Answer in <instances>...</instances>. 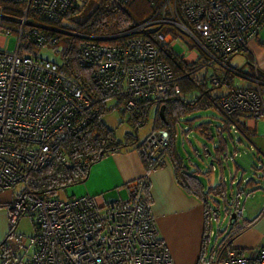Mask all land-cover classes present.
Returning a JSON list of instances; mask_svg holds the SVG:
<instances>
[{"label": "built area", "instance_id": "1", "mask_svg": "<svg viewBox=\"0 0 264 264\" xmlns=\"http://www.w3.org/2000/svg\"><path fill=\"white\" fill-rule=\"evenodd\" d=\"M75 3L0 0V192L22 185L7 207L9 225H17L23 216L35 220L36 250L24 264H172L165 244L155 234L144 194L146 178L129 183L127 197L99 205L89 193L41 197L31 189L29 174L52 159L65 137L80 132L97 117L101 99L119 97L124 109L138 118L144 110L138 106L139 99L154 102L171 93L181 95L175 72L164 57L172 53L176 37L159 33L153 41L148 36L128 35L148 33L152 24L156 29L170 24L202 51L194 63L212 67L218 62L232 73L237 69L227 66L229 57L248 53L264 25V0H163L148 19L124 32L101 36L73 32L83 39L78 45L79 63L92 69L95 84L89 94L56 62L32 51L35 46L54 45V34L69 32L46 22H62ZM8 22L16 26L10 28ZM13 31L16 47L9 51L3 40ZM101 39L118 40L97 42ZM260 72L258 62L253 61L251 78L257 86H232L218 100L222 113L237 112L254 120L264 117ZM208 79L214 86L224 82L215 74ZM168 143L167 130L153 129L145 148L155 161ZM234 216L239 221L236 228L247 225L242 222L241 206ZM3 244L8 246L6 240ZM228 245L225 241L218 247L223 264H264V246L244 256ZM20 263L6 260L2 264Z\"/></svg>", "mask_w": 264, "mask_h": 264}, {"label": "trees", "instance_id": "2", "mask_svg": "<svg viewBox=\"0 0 264 264\" xmlns=\"http://www.w3.org/2000/svg\"><path fill=\"white\" fill-rule=\"evenodd\" d=\"M161 2L162 1L160 0H123L119 1L117 4V2L113 0H92V6L87 11L84 10L85 5H79L76 2L75 5H73L66 12L65 18H69L75 21L76 31H79L81 33L96 36L113 35L124 32L133 27L135 24L141 23L148 19L157 10ZM132 9L133 12H131ZM180 10L183 11L182 7L180 8ZM57 25H59L60 27H65L66 29H70L71 27L70 25L63 24L62 22L57 23ZM159 33H172L174 37L179 35V32L174 26L163 24L157 29L153 28L152 30H149L148 33H134L128 36H148L153 41H155L157 40V36ZM54 35H56L57 37V42L54 44L55 46L61 42H65L67 45L63 53V63L57 64L60 68L64 69L66 74L81 89L86 90L89 94L90 88H92L91 85H94L95 82L92 79V69L89 67H85L84 65L79 63L78 45L83 39L74 36L73 39H70L69 42H66V36L64 34ZM116 40L118 39H101L97 40V42L109 43ZM194 47L199 52L201 58L203 55L202 51L195 44ZM164 57L172 66L176 78L177 80H179L180 93L183 95V92L188 91V95L181 96L171 93L170 95H168V98L164 100L160 99L154 101L158 102L159 106L164 105L165 108L164 119H161L157 114L153 129H165L169 133V143L162 154L158 156L159 158H155V161L151 158L150 151L145 148V141L143 143L136 144L135 147L138 148L141 159L147 171L162 166L163 164H165V160L167 159L173 168L174 177L177 184L188 194L193 195L204 203L205 208L207 207L206 214L208 220H210L211 215H218V213L214 210V208L218 209L220 207L219 200L216 198V195L217 197L223 195L222 192H224L223 190L225 185L221 182H218L211 186H209V184L205 185L201 179L202 177L197 172L198 170L191 169L185 165L184 157L177 149V143L183 142L182 139L178 140L177 130H179V133L181 132L182 135H184L185 133H187V131L193 129L194 131L201 133V136L203 138H206L207 140L211 139L214 136H212L211 132H214L215 136H218L219 139L231 140L232 136L226 135V137H224L223 132L226 129H233L232 125L236 126L235 130H239L247 137L254 135V133L253 131H250L248 129L244 122L241 121V117H243V115L237 112L231 115L222 113V115L219 117L222 118L220 119V122L223 124L217 123L215 126L212 125L213 123L210 120L201 122L198 125L196 124L193 127H191V123L185 124L186 122H189L193 119L188 118V116L190 114H194L196 110L209 107L212 108L213 106L219 109L218 100L223 95L220 97H213L212 95H209L210 88L204 87V81L202 78L194 81V72L202 68L196 62L194 64L185 65L182 63V61H173V59L176 58L173 57L172 53L164 55ZM173 65L177 66L179 69L176 70ZM225 73L230 74L229 72ZM260 79L264 80V75L261 72ZM195 88H200V90L198 92H194ZM109 98L115 102L114 104L118 105L122 103L119 97L112 96ZM106 99H101L97 117H93V121L86 128L78 133L71 134L65 137L58 144L56 150L54 151L52 159L40 170L31 172L29 174V185L34 193L41 197H49L57 195L59 190H65L69 187L77 185L85 180L92 164L97 162L108 152H118L120 150L122 145L114 136L113 129L108 127L102 120L101 115L105 110H107ZM138 104H144V106L146 107L147 101L139 99ZM129 119L131 120V122H135L134 119L130 117V114ZM214 147L215 149H217V151L223 150V147L221 145H217ZM251 147L252 148L250 150L251 152H253L252 154L256 158L257 156L259 157V155L261 154L260 151L253 146ZM195 150L197 149L195 148ZM102 151L103 154H101ZM238 151H240L239 146H234L233 152L235 155ZM211 153V149H208L206 151V154L210 155ZM220 160L221 158L217 160L212 159V165L220 164ZM257 160H259L260 162H255L252 169L255 176L257 173L259 174L257 176V179H263L264 181V166L259 158H257ZM239 167L240 166H238V168ZM138 178H143V176ZM258 180L249 178L241 187V184L243 182L241 179L237 183L238 187H241L238 193L256 189L254 185L258 184ZM144 194L147 197L145 190ZM223 198L224 207H226L227 205L231 206L233 208V212H230L229 210V213L230 216L231 214L234 215V212L239 204H235V201L232 199L229 200L227 196L225 198V195ZM238 199L239 197L237 198V201ZM232 202L233 205H231ZM226 212H228L227 209ZM229 221L230 227H226L223 230H221L220 228L215 230L212 227L211 223L209 224V226H207L206 233L209 234V232L211 231L216 232L214 238H212L214 239V243L211 245L212 254L218 253L219 245L225 241H227L229 244L228 246L231 247V241L233 237L243 230L244 226L236 228V224L239 223V221L235 216L233 218L230 217ZM219 233L222 234L220 237L218 235ZM236 252L239 255H245L244 253L242 254L237 250Z\"/></svg>", "mask_w": 264, "mask_h": 264}, {"label": "crops", "instance_id": "3", "mask_svg": "<svg viewBox=\"0 0 264 264\" xmlns=\"http://www.w3.org/2000/svg\"><path fill=\"white\" fill-rule=\"evenodd\" d=\"M150 27L155 28L156 24H152ZM173 43L172 54L173 57L176 58L173 59V61H182L183 64L190 65L194 64V61L199 58L200 54L192 42L187 46L188 48H183L180 52L174 50L176 44L175 39ZM262 43L263 42H258L255 39L248 53H240L246 57L245 62L241 64L240 67L231 65L230 62L233 55L229 57L227 66L237 69L238 72L235 70V72L227 74L225 73L227 72L226 68L220 65L224 71L222 76L218 75V70L216 69L210 73L206 72L196 75V71L200 72L202 67L194 72V81L201 78V75H204L206 80L208 74H215L221 78L225 77L227 74L225 81L217 87H214V85L208 82L210 86L209 95L213 97H220L226 94L232 86L256 87V82L251 78V67L253 61L258 62L261 73L264 75V46H262ZM173 66L176 70L179 69L177 66ZM234 74L240 75L241 82H233L231 75ZM177 81L179 84V80ZM262 86H264V83L260 85L261 90ZM218 87L222 88L211 91ZM199 90L200 88H195L194 92H198ZM262 91L264 92V90ZM183 95H188V91L183 92ZM183 95L181 94V96ZM150 104L151 103L147 104L146 107L144 104H138L140 109H142V107L144 108L142 112H139L138 118H136L131 111H128L130 117L135 119L134 123L131 122L128 115V122L134 127V131L126 130L124 133L125 140L117 137L115 133H113L122 145L120 150L118 152H108L97 162L92 164L85 180L67 189V197L89 193L95 197L99 205L107 204L118 199L116 197L117 194H119V197H122L120 194L123 193L124 197L122 198L127 197L129 192L126 186L138 177H147L145 191L155 227V234L156 237L165 244L171 256L172 264H223L224 256L222 257V255L219 256L217 253H211V239L214 238L216 232L211 231L209 234L206 233V228L209 226L210 220H208L206 214L207 207L205 208L204 203L193 195L188 194L177 184L173 168L167 159L162 166L150 171L145 169L140 152L138 148L135 147L136 144H139V142H137L139 140L138 127L146 121H144L146 116H148V119L153 120V124H155L157 114L163 119L159 114L162 105L159 106L157 102L158 105L156 108L153 107L154 113L151 117V110H149L150 108L148 109ZM115 106H117V104H115ZM122 112L128 114V112H124V109H122ZM215 119L218 120V118ZM244 119L245 118L241 117L242 122ZM256 122L257 120L250 118L244 120L248 129L253 132L256 130ZM219 123L220 122H218V124ZM212 125H214V123ZM153 128L154 125L151 130ZM245 137L247 136L245 135ZM146 139L144 141H146ZM247 139H251L252 146L258 149L264 157V133H254V135L247 137ZM209 186H211V184H209ZM259 187L264 189L263 179L258 180L256 188ZM223 191L222 196L224 197L225 195L226 198V185ZM14 194L13 190H4L0 192V247L4 240L8 242V246L2 245L5 251L0 248V264L6 260L8 262L13 261V263L20 261V264H24L34 256L36 250L35 238H31L33 239L32 250L22 252L24 249V242H21L23 240L21 235L28 237L30 234L27 232L28 227L26 226V222L22 221V217L19 219L17 225L13 227L9 225L7 207L9 202L14 198ZM262 202L264 204V201ZM260 206L261 205L258 206V202H248L246 205L244 204L241 206L243 208V221L246 222L247 225L244 226L241 232L233 237L231 247L242 254L244 253V256H249L252 249L264 245V230L259 227L262 220H259L260 217L255 215L258 211L257 208ZM245 215L248 218L245 217ZM24 217L25 216H23V218ZM218 235L220 237L222 234L219 233ZM11 237L14 239H10ZM20 238L22 239L20 240Z\"/></svg>", "mask_w": 264, "mask_h": 264}, {"label": "rangeland", "instance_id": "4", "mask_svg": "<svg viewBox=\"0 0 264 264\" xmlns=\"http://www.w3.org/2000/svg\"><path fill=\"white\" fill-rule=\"evenodd\" d=\"M163 2V0H160ZM76 2L79 5H85L84 10L87 11L91 8L92 6V0H76ZM133 12V9L131 10ZM52 24L53 26L57 25L54 21H49L46 22V24ZM62 23L66 25H70V29H66V31L69 32H64L63 34L66 36V42H69L70 39H73L74 36L72 35L73 32L76 31V23L75 21L69 19V18H63ZM8 26L10 28H14L16 25L8 22ZM179 32V31H178ZM16 32H12L6 40H3L4 42V48L9 51H13L16 47ZM256 40L258 42H263L262 46H264V25L259 31V34L256 37ZM175 47L174 50L177 52H180L183 48L186 49L188 48L187 46L191 44L190 40L188 39L187 36H184L180 34L175 38ZM66 43L61 42L58 43L56 46L55 45H43V46H35L32 51L34 54H37L41 58L51 60L53 62H56L58 64H62L64 57L63 53L66 49ZM214 55L217 56L215 52H213ZM246 57L242 54L236 53L235 55L232 56L230 64L233 66H238L240 67L241 64L245 62ZM221 64L218 62H215L212 67H203L200 72L196 71V75H200V73H210L213 70H218V75L222 76L224 74V71L222 70ZM221 68V70H220ZM208 78L210 74L207 75ZM232 80L234 83L236 82H241V77L238 74L231 75ZM201 78L204 81V87H210L209 86V79L207 78L205 80L204 75H201ZM229 81V79H228ZM209 82V83H208ZM222 87L214 88L213 90H218L221 89ZM262 90H264V86H262ZM115 102L111 100L110 98L106 99V109L102 113V120L113 129V132L117 137L122 138L125 140L124 133L126 130L134 131V127L128 122V115L129 112L124 109V105L122 103L118 104L115 106ZM150 104L148 107L149 110H151V117L153 116L154 110L153 107L156 108L158 105L157 102H147V104ZM146 104V105H147ZM115 106V107H114ZM112 107V108H111ZM152 107V108H151ZM122 109H124L123 113ZM148 110V111H149ZM222 111L216 107H209L205 109H200L196 110L194 114H191L188 116V118H193L191 121L186 122L185 124L191 123V127L195 126L196 124H200L201 122H206L210 120L212 123H218L220 122V119H222L221 116ZM219 118L216 120L215 118ZM212 118V119H211ZM164 119V117H163ZM146 120V121H145ZM144 123L138 127L139 133L138 137L139 140L137 142L141 143L143 142L147 135L150 133L151 128L153 127V120L148 119V116L144 118ZM179 128V126H178ZM178 133V140H179V134H180V140L182 139L183 142L177 143V149L180 151L182 156L184 157V162L185 165L191 169H197L198 174L202 177V181L205 185L211 184L214 185L218 182L223 183L226 185V194L228 199H232L235 201V204H239L243 206L244 204L246 205L248 202H258V211L256 212V216L260 217L259 220H262V223L259 225V227L264 230V211H263V202L264 201V189L262 187L256 188L252 191H242L241 193H238L239 189L244 185V183L249 179L253 178L254 180H258L257 177L255 176L253 172V165L258 162L257 158L261 160V163L264 166V157L260 154L259 157L257 158L252 154L251 152V146H252V141L251 139L248 140L245 135L240 132L239 130H234V129H226L223 132V136L226 137V135H231L232 139H219L217 136H213L211 139H206L201 136V133L194 131L193 129L187 131L184 135L182 133H179V130H177ZM212 133V132H211ZM256 134H261L264 133V117L257 119L256 122ZM221 145L223 147V150L217 151L214 146ZM207 146V147H206ZM234 146H239L240 151L236 153V155L233 152ZM195 148L197 150H195ZM208 149H211V154H206V151ZM212 156V157H211ZM220 164H213L212 159L217 160L220 159ZM238 166H240L238 168ZM261 166V165H260ZM260 171V170H259ZM242 179V184L241 187L239 188L237 183ZM256 187V185H255ZM22 188V185L17 184L13 187V192L15 193L14 195L18 194ZM250 192V193H248ZM238 193V194H237ZM249 195H248V194ZM57 197L61 198H67L68 196V191L67 189L65 190H59ZM120 196L124 197V194L121 193ZM119 198V194L116 196ZM239 197L238 201L237 198ZM216 198L219 200V205L220 207L214 208V210L218 213L217 216L211 215L210 217V223L212 227L217 230L220 228L223 230L226 227H230V212L232 211L231 206H226L224 207V198L222 196ZM237 201V202H236ZM262 202V204H261ZM233 205V202L231 203ZM226 209L228 212H226ZM247 212V211H246ZM244 214H245V209H244ZM247 214V213H246ZM245 217H247L245 215ZM248 218V217H247ZM22 221L26 222V226L28 227V237L23 236V240L21 241L22 243L24 242V249L22 252H26L27 250H32L33 247V239L36 236V228H35V220L31 216H25L24 218L22 217ZM242 222L243 219H242ZM246 223V222H245ZM25 224V223H24ZM250 224V223H248ZM10 239H14L11 237ZM22 238H20L21 240ZM19 242V241H18ZM214 243V239H211V245ZM1 248V247H0Z\"/></svg>", "mask_w": 264, "mask_h": 264}, {"label": "water", "instance_id": "5", "mask_svg": "<svg viewBox=\"0 0 264 264\" xmlns=\"http://www.w3.org/2000/svg\"><path fill=\"white\" fill-rule=\"evenodd\" d=\"M159 114H160V116L163 118L164 117V105H162L161 106V109H160V112H159ZM217 123H214V125L213 126H215ZM212 128V127H211ZM213 135H215L214 134V132H212V136ZM101 154H103V151L101 152ZM231 218H233L234 217V215L233 214H231V216H230Z\"/></svg>", "mask_w": 264, "mask_h": 264}, {"label": "clouds", "instance_id": "6", "mask_svg": "<svg viewBox=\"0 0 264 264\" xmlns=\"http://www.w3.org/2000/svg\"><path fill=\"white\" fill-rule=\"evenodd\" d=\"M225 77H227V74H226V76ZM225 77H223L222 79H224V81H225Z\"/></svg>", "mask_w": 264, "mask_h": 264}, {"label": "bare ground", "instance_id": "7", "mask_svg": "<svg viewBox=\"0 0 264 264\" xmlns=\"http://www.w3.org/2000/svg\"><path fill=\"white\" fill-rule=\"evenodd\" d=\"M256 177H257V175H256Z\"/></svg>", "mask_w": 264, "mask_h": 264}]
</instances>
